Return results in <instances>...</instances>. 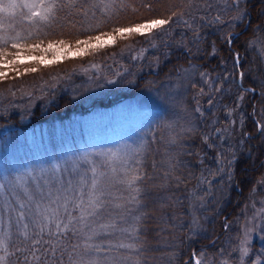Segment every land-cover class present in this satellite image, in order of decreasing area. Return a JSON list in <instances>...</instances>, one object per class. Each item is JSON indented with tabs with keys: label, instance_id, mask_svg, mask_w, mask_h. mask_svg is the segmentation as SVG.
Instances as JSON below:
<instances>
[{
	"label": "snow or ice",
	"instance_id": "obj_1",
	"mask_svg": "<svg viewBox=\"0 0 264 264\" xmlns=\"http://www.w3.org/2000/svg\"><path fill=\"white\" fill-rule=\"evenodd\" d=\"M218 4L223 7L217 8ZM169 5L167 13H160L159 18L117 26L111 33L100 32L89 35L86 39H76L75 51L63 39L47 40L46 43L47 33L41 38L31 32L28 35L16 33L11 36L5 32L0 35V80L6 81L9 73L19 77L38 71L36 67H22L26 61L47 66L65 55H86L89 49H99L108 42L114 45L117 36H147L152 48L157 47L156 41L159 40L165 49L183 48L192 56L200 54L201 45L208 40V36L203 35L201 29L223 25V28L218 29L220 38L231 49L233 41L238 40L241 35L235 31L236 27L243 25L246 20L251 22L247 0H169ZM142 6L149 10L153 7L151 3ZM97 7L98 4H90L86 8L83 4H78L77 0H23V3H18L17 0L3 3L0 0V12L10 13L16 8L27 9L29 23H40L46 27L51 26L58 19L59 12L65 8L75 9L79 15L87 17L89 8ZM104 7L107 8L108 5ZM213 9L215 14H212ZM132 11L135 12L136 9L133 8ZM201 12L203 14H200ZM91 15L94 17L95 12ZM177 27L191 32V38L181 34L179 40L169 43V38ZM96 28L99 29V24ZM85 30H92L91 26ZM253 31L255 39L247 42L249 48L264 44V38L260 36L264 29L258 25ZM49 51L56 52L54 60H48L46 55H36L37 52L46 54ZM217 52L216 42L213 40L210 54L214 56ZM164 55L170 54L164 51ZM261 55H264V49L261 50ZM156 59L158 64L159 57ZM242 59L244 58L238 51L233 52L232 71L225 66L223 73L218 74L215 80L210 73L198 70L195 66L183 69L182 71L189 73L198 72L200 81L208 85V93H205L204 87H198L197 82L189 80L191 88L198 87L193 94L195 106L189 112L184 102L187 89L183 92L169 89L162 98L169 107L170 115L157 116L150 120L149 132L133 145L126 143L116 149L57 158L47 166L41 165L24 172L14 173L0 168V251L8 253L6 241L10 238V233L5 229L16 225L21 235L29 242L25 248H17V251L28 253L24 257L26 264H123L124 257L119 254L120 249L139 250L143 246L144 241L140 233L143 229L146 235L144 222L148 219L147 202L150 200L161 208H185L190 217L187 241H194L197 237L203 238L206 229L201 219L207 220L205 213L208 211V204L218 202V191L226 195L221 185L235 186L237 190L242 191L239 189V181L236 180L235 163L238 152L247 150L250 154L251 150L245 149L244 143L245 139L250 141L251 136L245 133L238 144H228L225 147L224 137L228 129L219 128L216 120H212L208 125L212 131L201 134L198 121L207 122L208 117L200 97L208 95L210 110L215 107L213 101L217 99L214 93L220 92L222 99L224 95L231 94L234 87L236 107L230 108L227 113V117L231 118L232 113L239 109L245 94L257 93V88L244 86L246 74L240 70ZM107 83L117 84V81L109 79ZM152 83L148 82L149 87ZM258 87L261 89L259 94L264 97V80L260 81ZM261 116H264V111H261ZM240 121L242 126V115ZM230 123L235 125L236 120H230ZM256 130L264 137V120L256 121ZM197 135L208 149L217 150L214 157L217 167L215 170H202L197 178L198 183L192 189L185 186L183 194L178 195L172 188L179 189L185 185L186 178L182 179L177 175L182 165L176 155H169L168 168L162 177L149 175L145 161L152 143L167 139L169 144L185 148L183 141L193 139ZM180 154L196 155L199 157V163L204 165V158L198 153ZM152 168H156L155 161ZM217 176L220 177L219 180L216 179ZM155 180L161 181L159 185L149 184V181ZM117 184L125 187L128 196L116 195L113 189ZM256 185L264 192V179L256 181ZM256 185L249 196L251 207L254 209L252 219L260 217L264 220V199H259L260 206L257 207ZM154 186L159 188L155 195L152 191ZM208 197L212 199L209 200ZM129 205L131 207H128ZM116 209L121 210L119 215L115 213ZM133 212L136 214L132 215ZM126 216H131V223L127 222ZM117 219L124 226L118 228ZM223 227L225 230L229 228L227 220ZM116 232L126 234L133 242L125 243L122 240L120 243H113L111 237ZM250 236L249 229L245 227L239 246L240 264H243V258L249 255ZM37 245L40 247H36ZM45 245L48 247L45 248ZM37 252L41 255H36ZM224 252L225 249L220 248L216 254L221 257L220 264H228L227 259L223 258ZM49 255L51 259H48ZM206 255L202 250L197 258L193 252L194 264H201L202 261L204 264H214L212 256L207 255L205 259ZM65 256L67 262L63 259ZM173 258L175 259V256ZM0 261H5V256H0ZM136 264H139V261H136Z\"/></svg>",
	"mask_w": 264,
	"mask_h": 264
},
{
	"label": "trees",
	"instance_id": "obj_2",
	"mask_svg": "<svg viewBox=\"0 0 264 264\" xmlns=\"http://www.w3.org/2000/svg\"><path fill=\"white\" fill-rule=\"evenodd\" d=\"M17 2L23 3V0H17ZM77 2L86 8L90 4H98L99 7L89 8L87 17H82L75 9L65 8L59 12L58 19L47 27L40 23H29L28 10L16 8L10 13L0 14V35L5 32L10 36L16 33L28 35L31 32L35 36L44 38V34L47 33L46 42L47 40L63 39L66 42L75 43L76 39H86L89 35H96L100 32L111 33L112 29L117 26H128L150 18H159V14L167 13L170 6L169 0H77ZM148 3L153 6L151 10L142 6ZM105 5L108 7L105 8ZM219 7H223V5L218 4L217 8ZM133 8L136 9L135 12L132 11ZM93 11L95 12L94 17L91 15ZM247 11L251 22L246 20L243 25L236 27L235 31L241 35L238 40L233 41L231 49L220 38L218 29L223 28V25L201 29V33L208 36V40L201 45V53L192 56H189L183 48L168 47L165 49L159 40L156 41V48L149 49L151 44L148 42L147 36L133 35L117 41L114 45L89 51L86 55L75 59L46 67L39 65L38 71L35 73L19 77L9 75L6 81L0 80V96L3 93L2 101H0V144H2L0 145V168L15 173L20 172L24 164H28L32 169H36L41 165H47L51 160H55L61 155L78 151L81 147H88V140L90 137L96 136L97 131L89 133L81 120L92 110L111 108L128 98L143 97L147 100L151 93L157 92L158 88L165 83L174 82L182 69L192 64L196 69L210 73L212 79L215 80L218 74L223 73L225 66L229 71H232L233 52L238 51L244 58L240 64V70L245 71L246 74L244 86L257 88V93L255 95L245 94L239 109L232 113L231 118L227 117V113L230 108L236 107V89L234 87L232 93L224 95L222 99H220V92L214 93L217 99L213 101L215 107L210 110L207 103L208 95L200 97L205 115L208 117L200 132L203 134L212 131L208 126L212 120H216L217 126L221 129H231L230 120H234V115L236 116L238 113L239 116L242 114L245 116L243 125L241 126L240 123L236 126V131L239 132V141L245 133L251 136V140L245 139L244 143V148L251 150L250 154L247 150L238 152L235 163V176L239 181V189L242 191L237 190L235 186L221 185L226 195H222L218 191V202L208 204V211L205 213L207 220L201 219V223L206 229L204 237H197L190 242L186 239L189 235L190 217L185 208H161L154 201H148V219L144 222V227L147 230L146 235L143 229L140 233V237L144 241L143 246L135 252H132V249H120L119 254L126 257L123 264H136V261H139V264H185V261L187 264H194L193 252L200 255L204 250L207 255L212 256L214 264H220L221 257L216 254L220 248H224L223 258L227 259L228 264H239V246L247 222V208L251 203L249 196L252 189L249 190V186L254 185L253 180H260L259 176L264 179V163H262L264 162V137H261L256 130V121L264 120V116H261V111H264V97L259 94L261 89L258 87L260 81L264 80V55H261L264 44L247 47V42L255 39L253 30L258 25L264 29V15H262L264 0H247ZM212 14H215V9ZM97 24H99V29L96 28ZM89 26L92 30L86 31L85 29H88ZM181 34H185L189 38L192 35L183 27H177L172 37L169 38V43L172 40H179ZM260 36L264 38V31H261ZM213 40L218 49L214 56L210 54ZM188 43L191 46L190 39ZM134 46L137 48L135 51L149 49L143 62L135 65L132 53L133 61L126 56V64L131 67L130 71L127 70L126 73L118 76L115 79L117 84H108L106 79L99 78L105 81L100 85V87L104 86V89L99 93L95 90L87 92L80 90L82 89L80 83H87L85 81L91 80L86 75L71 76L72 83L69 85L61 78L63 73L67 75L74 69L88 66L93 62L104 66L108 75L114 74L115 68L119 64L117 62L119 55H123L126 47L131 49ZM164 51L170 55L165 56ZM193 52H195V48H193ZM157 57H159L158 64ZM196 74L194 81L197 82L198 87H204L205 93H208V85L200 81L198 72ZM94 77L96 81L97 75L94 74ZM58 78L59 80H57ZM43 80L57 82L55 89L49 92L40 91ZM121 81L123 83H120ZM149 81L153 82L150 87ZM198 87L191 88L189 86L186 96L184 95L185 106L189 112L195 106L193 94L198 90ZM227 87L228 85L225 83V88ZM25 96L28 97L24 99ZM196 115L198 117V114ZM34 129L47 131V138H40V142L38 139V143L34 146L23 144L19 146L20 148L5 146L7 144L5 139L8 136H15L19 132ZM224 142L225 147L231 144L226 139ZM190 143L193 144V148L189 152L198 153L199 150L203 151L206 148L204 150V165L199 163L198 156L189 155L195 171L193 170V173L186 179L184 178L185 185L179 189L172 188V191L178 195H182L179 191L181 189L184 191L185 186L192 189L198 183L197 178L202 170L214 167L216 169L217 167L214 159L217 155L216 149H208L206 145H203L199 135ZM170 154L176 155L178 159L180 152L175 145L169 144L167 139L152 143L145 161L148 174L162 177L163 172L168 168L167 160ZM153 161L156 163L155 170L152 168ZM216 179L219 180L220 177L217 176ZM160 182V180L149 181V184L159 185ZM215 182L214 180L213 183ZM124 190H126L125 187L119 184L115 185L113 189L117 196L126 197L128 192ZM152 191L155 195L159 188L154 186ZM207 199L211 200L212 198L208 197ZM117 212L119 209L115 210V213ZM135 214V212L132 213V215ZM126 218L128 223L132 222L131 216H126ZM226 220L229 223L227 230L223 227ZM13 229H16L15 236L11 235L6 241L8 253H2L5 256V261L0 262L2 264H26L24 257L28 253L17 251V248H25L29 242L21 235L16 225L13 226ZM29 231L31 233V228ZM115 235L131 240L126 234L120 232ZM262 235L264 236V232ZM262 242L264 245V240ZM44 247L47 248L48 245ZM262 250L264 251V248ZM36 255H41V253L37 252ZM207 255L205 259H207ZM65 257L67 258V256ZM248 257L249 261L257 257L264 259V252H254ZM48 259H51L50 255Z\"/></svg>",
	"mask_w": 264,
	"mask_h": 264
},
{
	"label": "rangeland",
	"instance_id": "obj_3",
	"mask_svg": "<svg viewBox=\"0 0 264 264\" xmlns=\"http://www.w3.org/2000/svg\"><path fill=\"white\" fill-rule=\"evenodd\" d=\"M2 1H3V3L8 2V0H2ZM1 13H4V12H0V14ZM154 34H155V31L153 32V35ZM125 38H127V37L120 38L119 36H117L116 40H115V44L117 41H119L121 39H125ZM46 43H45V46H46ZM66 43L70 44L72 46V50L75 51V49H76L75 43H70V42H66ZM147 44H149V43H147ZM109 45H113L112 42H108L103 47H106ZM127 46H129V45H127ZM103 47H101V48H103ZM101 48H99V49H101ZM135 49H137L136 46L131 47V49L127 48V47L124 49L123 55H119V59L117 61L119 64L116 66L114 74L108 75L106 68L104 66L100 65V63H98V62H93L91 64H88V66L78 68L77 70L74 69L73 72H70L67 75L65 73H63L61 75V78H63L64 81H67L66 84L69 85V83H72L70 81L71 76L79 77L81 75H86L91 80L85 81L87 83H80V86L82 87V89H80V90L83 92H87L89 90H91V91L95 90L97 93H99V92L103 91V89H104V86L100 87V85L105 82V81L100 80L99 78L102 77V78L106 79V83H107V80H109V79L115 80L116 78H118V76L126 73L127 70L130 71V69H131V67H129V65L126 64V61H127L126 56L130 57L131 61H133V59H134V61H135L134 64L136 65L140 62H143V59L145 58L147 51L149 49H153V48L150 47L149 49L145 48V49L136 50V51H135ZM95 50H98V49H95ZM95 50L89 49V51H95ZM89 51H88V53H89ZM131 53L133 55L132 56L133 59L131 58ZM36 55H46V58L48 60H54V57L56 56V52L55 51H49L46 54L37 52ZM81 56H84V55L75 56V57H73L71 55H65L60 60L55 61L54 63L49 64L47 66L58 64L60 62L66 61V60L75 59L76 57H81ZM137 57H139V58H137ZM39 65H41V64L26 61L22 67H36V68H38ZM42 66L46 67L45 65H42ZM192 66H193V64L190 65L189 67H186L183 69H190ZM94 74L97 75L96 81H95ZM9 75L11 77L15 76L14 73H9ZM107 75H108V78H107ZM196 75H197L196 72L189 73V72L181 71L180 75L175 78L174 82L165 83L164 85H161L160 88H158L157 92L151 93V95L147 98V100H150L151 102H148L143 97L142 98H140V97L128 98V100H124V101L120 102V104H116L114 107L107 108V109L101 108L98 110H92L91 113L84 116V118H82V120H81L84 128L85 129L87 128L89 130V133L97 131L96 136L90 137V140H88L87 144H89V146L88 147H81L78 151L71 152L69 154L67 153V154L61 155L60 157H57V158L78 156L81 153L90 152V151H101V150L116 149L117 147L124 145L126 143L130 144V145L135 144L141 136H143L144 134L149 132V121L150 120H152L153 118H155L157 116L170 115L169 107L165 103L164 99L162 98L169 91V89H173V90H176L178 92H183L185 89H187V91H188V87L190 86L189 80L194 81V79L196 78ZM57 80H59V78ZM56 84H57V82L54 83L53 81L50 82L47 80H43L41 82V85H40L41 86L40 91H44V92L48 91L49 92L52 89L54 90ZM180 89H182V90H180ZM1 94H2V96H0V101H2L1 98H3V93H1ZM185 96H184V98H185ZM27 97L28 96H25L24 99ZM239 112H240V110H239ZM240 116L238 113L236 114V116L235 115L233 116L234 120H236V124L232 125L231 129H228V133L225 134V137H224V140L226 139L231 144H234V143L239 141V132L236 131V126L241 123ZM242 116H243V120H244L245 116L243 114H242ZM198 123H200V130H201L205 126V122L198 121ZM152 127H154V125ZM47 135H48V132L45 130H41V129H34V130L27 131V132H19V134H16L15 136H8L5 139L7 141V144L5 146H12V147L17 146V147H19L22 144L25 146H34L35 144L38 143V139L40 142L41 141L40 138H42V137L47 138ZM234 137H235V139H234ZM193 139H188V140L183 141V143L186 145L185 148H179L176 145L175 146L180 153L189 152L193 148V144L190 143V141ZM0 145H2V144H0ZM205 149H203V151H200V150L198 151L199 156H202L204 158V155H205L204 150ZM189 158H190L189 155H182V154H179V157H178V159L181 161L182 168L177 171V175H180L181 178H183V179L187 178L191 173H193V170L195 171V169L192 165V162L190 161ZM55 160L53 159L51 161H55ZM252 163H254V162H252ZM44 166H47V165H44ZM29 169H32L31 166L28 164H24L23 168L20 170V172H24V171H27ZM213 169H215V167ZM259 177H260L259 179L261 180L262 176H259ZM252 182L254 183V185H256L255 184L256 181L253 180ZM254 185L249 186V190L252 189ZM256 187H257V198H256L257 199V207H259L260 205H259L258 201H259V199H264V192L260 191L259 185H256ZM124 191H126V190H124ZM179 192H180V194H183L184 191L181 189ZM120 211L121 210L119 209V212H117L116 214L119 215ZM253 213H254V209L251 207V203H250L249 207L247 208V213H246L247 222H246V226H245L249 229V231L251 233L250 244H249V255L248 256H250L254 252H261V253L264 252L262 250V248H264V245L262 242V240H264L263 239L264 236L262 235V233L264 232V220H262L260 217H257L256 219H252ZM126 220H127V218H126ZM13 226L10 229L9 228L5 229L10 233V237H11V235L13 237L15 236L14 231H16V229H13ZM122 226H124V225H122L120 220L117 219V227L119 228ZM242 238H243V235H242ZM111 239H112L113 243H120L123 239H124L123 242H125V243H128L129 241H131L129 239H128L129 240L128 241L125 238H123V239L119 238L115 234L111 237ZM255 247H256V249H255ZM132 252H135V250H133ZM2 253H3V251H0V256H4ZM248 256L243 258V264H264V259H262L261 257H257L254 260L249 261ZM196 257L198 258L199 255L196 254ZM65 259H67V258L65 257L64 260ZM124 259H126L125 256H124ZM65 261L67 262V260H65ZM0 264H2V263L0 262ZM201 264H204V262L202 261ZM239 264H240V262H239Z\"/></svg>",
	"mask_w": 264,
	"mask_h": 264
}]
</instances>
